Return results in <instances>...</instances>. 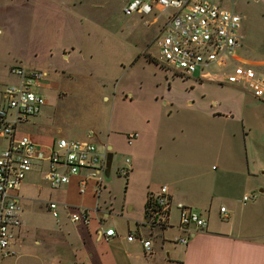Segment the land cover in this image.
<instances>
[{"label": "crops", "instance_id": "crops-1", "mask_svg": "<svg viewBox=\"0 0 264 264\" xmlns=\"http://www.w3.org/2000/svg\"><path fill=\"white\" fill-rule=\"evenodd\" d=\"M143 18L158 23L157 34L163 18ZM5 83L8 82L0 81V87ZM44 86H49L46 80L43 89ZM245 94L248 98L253 96L247 91ZM128 95L132 94L128 92ZM263 97H256L258 101L249 100L264 108ZM215 103L212 100L211 104ZM161 105L164 107L161 113L142 109L124 118L126 129L131 127L138 133L130 144L126 140V129H118L106 138L104 149L96 145L101 151L110 147L113 152L109 177H104V188L97 196L92 180H88L84 193L79 191V179L86 173L84 169L58 188L46 183L41 166L27 172L14 192L19 203L23 199L45 204L48 209L49 202H56L58 216H51L61 220L35 228L21 210L22 225L15 230L16 239L10 245L12 254L0 256V264H264V159L257 162L252 155L245 118H240L242 143L233 138L236 130L225 129L228 142L222 145L220 122L228 118L227 114L203 109L201 121H196L190 111L187 113L180 106L172 113L173 106L166 99ZM38 115L18 126L16 135H29L40 149L51 148L58 138L46 136L48 128L45 131L41 124L33 121ZM29 122H32L31 131L25 126ZM204 122L210 124L205 129L202 128ZM88 131L78 139L86 138ZM94 138L95 134L91 140ZM200 139H206L207 144H190ZM0 140L2 149L7 142L4 138ZM43 140L47 142L41 146ZM125 158H129L131 164L127 178L117 172ZM214 161L222 171L204 177L200 169L204 163ZM163 185L167 186L171 197L168 224L149 230L145 226L147 197ZM43 186L49 188L48 198L43 195ZM255 190L259 193L257 197L251 194L247 200L243 199L245 196L236 198ZM178 203L200 213L208 222L203 230L191 227L187 245L173 242L184 234L179 228ZM221 206L226 208L224 216L219 213ZM79 207L89 208L88 224L70 219L71 213ZM172 209L175 217L171 216ZM110 215L121 220L124 226L114 225V221L107 223ZM110 227L116 235L105 239L100 233ZM130 233L135 235L132 241L126 239ZM142 238L151 240L152 254H145Z\"/></svg>", "mask_w": 264, "mask_h": 264}, {"label": "rangeland", "instance_id": "rangeland-1", "mask_svg": "<svg viewBox=\"0 0 264 264\" xmlns=\"http://www.w3.org/2000/svg\"><path fill=\"white\" fill-rule=\"evenodd\" d=\"M213 1L243 16L244 40L238 55L264 76V0ZM124 2L0 0V81H16L8 74L12 65L43 70L50 87L44 86L38 91L48 99L33 121L41 124L45 131L48 128V138L78 139L85 131L92 130L95 142L92 141L104 149L109 135L126 129L124 118L142 109L161 113L164 111L161 101L166 99L173 106L172 113L180 106L185 112L190 111L196 121H201L203 109L227 114L228 118L220 122L222 145L228 142L225 129L236 130L233 138L242 143L240 118L244 117L252 155L261 162V158L264 159V108L249 100L258 99L247 91L253 95L248 98L245 89L224 80L223 83L213 78L200 81L197 73L184 77L166 69L160 64L163 60L153 41L158 23L138 14H122ZM212 100L216 103L211 104ZM187 101L190 104L187 105ZM29 123L25 126L31 131L32 122ZM208 125L204 122L202 128ZM132 130L129 127L125 132ZM190 144L203 145L207 141L200 139ZM221 171L214 161L204 163L199 172L208 178ZM254 174L260 176L258 171ZM43 187V195L47 197L49 188ZM251 194L257 197L259 193L255 190L236 198ZM19 205L23 216L35 228L61 220L53 218L45 204L22 199ZM171 216L175 217L173 209ZM113 221L114 225H123L110 215L107 223Z\"/></svg>", "mask_w": 264, "mask_h": 264}, {"label": "built area", "instance_id": "built-area-1", "mask_svg": "<svg viewBox=\"0 0 264 264\" xmlns=\"http://www.w3.org/2000/svg\"><path fill=\"white\" fill-rule=\"evenodd\" d=\"M122 14H138L142 17L163 18L162 25L154 37L166 69L184 77L197 73L198 80L213 78L217 82H228L242 87L257 98L264 96V76L254 67L243 62L238 55L243 47L241 33L243 16L233 8L218 5L213 0H125ZM8 74L17 79L0 87V138L6 139V147L0 149V256L12 254L10 245L16 239L15 230L22 225L21 208L15 191L27 172L41 166L43 179L51 188H58L70 181L72 176L86 170L79 179V191L84 193L88 180L94 181L93 191L97 196L104 188V171L107 150L97 149L91 140L94 132L89 130L84 139L58 138L48 149H40L29 135H16L17 127L38 115L46 105L47 98L42 89L46 74L36 67L12 65ZM138 133L126 134L130 144ZM131 171L130 159L125 158L118 167V174L127 178ZM247 196L243 199L247 200ZM171 197L166 185L156 193H150L145 207V226L160 229L168 224ZM58 205L49 202L53 217L58 216ZM179 228L183 235L173 242L187 245L191 227L203 230L207 219L182 203H178ZM223 216L226 208L221 206ZM70 219L88 224L89 208L79 207ZM100 235L109 239L116 235L113 228L104 229ZM126 239L132 241L130 233ZM145 254H152L150 239H140Z\"/></svg>", "mask_w": 264, "mask_h": 264}, {"label": "water", "instance_id": "water-1", "mask_svg": "<svg viewBox=\"0 0 264 264\" xmlns=\"http://www.w3.org/2000/svg\"><path fill=\"white\" fill-rule=\"evenodd\" d=\"M109 149L110 147L108 148L107 153H106V162H105V171H104V175L106 178L109 177L111 164L113 160V152H111Z\"/></svg>", "mask_w": 264, "mask_h": 264}]
</instances>
